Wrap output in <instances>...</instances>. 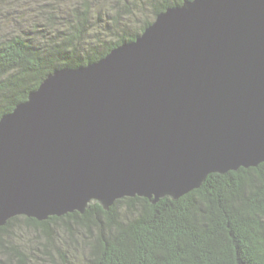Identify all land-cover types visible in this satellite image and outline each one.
Masks as SVG:
<instances>
[{
	"label": "water",
	"instance_id": "1",
	"mask_svg": "<svg viewBox=\"0 0 264 264\" xmlns=\"http://www.w3.org/2000/svg\"><path fill=\"white\" fill-rule=\"evenodd\" d=\"M264 162V0H184L0 119V227L157 202Z\"/></svg>",
	"mask_w": 264,
	"mask_h": 264
},
{
	"label": "trees",
	"instance_id": "2",
	"mask_svg": "<svg viewBox=\"0 0 264 264\" xmlns=\"http://www.w3.org/2000/svg\"><path fill=\"white\" fill-rule=\"evenodd\" d=\"M183 1H130L127 4L146 17L129 33L117 29L122 5L115 17L104 9L94 11L91 2L82 0L75 5L69 26L51 37L40 40L14 33L0 39V119L26 101L57 69L101 59L135 40L159 13ZM124 8L129 16L136 13L127 5ZM104 20L107 24L100 28L97 41L86 42L89 28ZM18 223L42 231L50 240L54 239V224L68 232L82 231L89 237L82 264H264V162L211 173L199 188L177 199L165 196L152 202L141 196L124 197L108 210L93 203L85 213L75 211L43 221L15 216L0 227V251L8 255L4 264H30L27 254L12 241ZM44 246L43 253L51 257ZM63 254L62 264H74Z\"/></svg>",
	"mask_w": 264,
	"mask_h": 264
},
{
	"label": "rangeland",
	"instance_id": "3",
	"mask_svg": "<svg viewBox=\"0 0 264 264\" xmlns=\"http://www.w3.org/2000/svg\"><path fill=\"white\" fill-rule=\"evenodd\" d=\"M82 0H0V39L6 38L14 33L25 36H34L37 39L43 40L46 37H51L52 33L65 30L69 25L67 21L71 19L75 5ZM85 1V0H84ZM92 4V9H104L109 15H116V9L119 5L122 10V15L119 31L135 32L139 28L140 23L145 19L146 14H142L134 9L130 3L132 0H88ZM119 1V2H118ZM155 1V0H154ZM173 2L174 0H168ZM124 3L129 8L136 10L132 16L127 15L124 8ZM141 3V1H140ZM113 8H115L113 10ZM120 11V10H119ZM150 16V13H148ZM148 16V17H149ZM93 21V20H92ZM112 24L114 20L110 19ZM96 23V20H94ZM106 20L102 24H96L94 28H89L85 33V41H97L96 35L100 33V28L106 26ZM111 24V23H110ZM107 28V27H106ZM109 34H104L102 37H107ZM111 37V36H110ZM85 42V43H86ZM126 215L125 213L123 214ZM55 235L54 239L50 240L42 231H35L23 223H18L14 226L16 234L13 236V243L23 250L30 258V264H62V256L70 260V263L82 264L84 258V250L89 244V237H85L82 231L68 232L65 228L54 224ZM59 231V233H58ZM84 233L89 234L88 231ZM96 234V230L93 231ZM56 237V239H55ZM44 244L48 246V250L52 254V258L43 253ZM7 254L0 251V259L4 260L0 264H4L7 259ZM54 257V258H53ZM0 260V261H1Z\"/></svg>",
	"mask_w": 264,
	"mask_h": 264
}]
</instances>
